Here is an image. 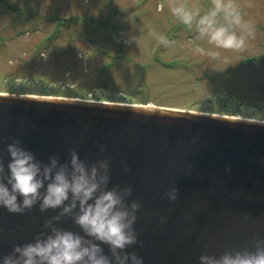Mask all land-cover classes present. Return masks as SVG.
<instances>
[{"label":"water","instance_id":"obj_1","mask_svg":"<svg viewBox=\"0 0 264 264\" xmlns=\"http://www.w3.org/2000/svg\"><path fill=\"white\" fill-rule=\"evenodd\" d=\"M19 139L37 159L76 150L109 162V187H130L140 204L137 243L144 264H200L203 253L254 251L264 241V121L151 104L0 92V161ZM177 189V198L167 192ZM59 210L0 208V257L33 240ZM80 231L71 217L58 224ZM107 252V245H103Z\"/></svg>","mask_w":264,"mask_h":264},{"label":"rangeland","instance_id":"obj_2","mask_svg":"<svg viewBox=\"0 0 264 264\" xmlns=\"http://www.w3.org/2000/svg\"><path fill=\"white\" fill-rule=\"evenodd\" d=\"M214 2L0 0V92L264 121V0H222L250 32L240 50L217 49L169 12L184 4L203 15Z\"/></svg>","mask_w":264,"mask_h":264},{"label":"clouds","instance_id":"obj_3","mask_svg":"<svg viewBox=\"0 0 264 264\" xmlns=\"http://www.w3.org/2000/svg\"><path fill=\"white\" fill-rule=\"evenodd\" d=\"M169 12L189 30L195 27L217 49L240 50L245 46L247 25L238 6L215 0L201 15L184 4L169 5ZM238 31L240 34L238 35ZM159 42L170 41L161 35ZM7 170L0 161V208L23 214L38 207L40 212L59 210L48 217L33 240L14 246L0 257V264H144L142 257L127 249L137 243L134 223L140 208L129 201L130 187H109V162L88 163L72 150L61 162L55 155L41 161L19 139L7 145ZM177 198V189L167 192ZM71 217L80 231L58 226ZM103 245H107V252ZM200 264H264V241L254 251L234 249L220 256L203 253Z\"/></svg>","mask_w":264,"mask_h":264},{"label":"trees","instance_id":"obj_4","mask_svg":"<svg viewBox=\"0 0 264 264\" xmlns=\"http://www.w3.org/2000/svg\"><path fill=\"white\" fill-rule=\"evenodd\" d=\"M165 64H166L167 67H168V66H171V65H175V67L180 66V65L176 64L175 62H166ZM147 66H148V65H147ZM169 68H171V67H169ZM145 104H146V103H145Z\"/></svg>","mask_w":264,"mask_h":264}]
</instances>
